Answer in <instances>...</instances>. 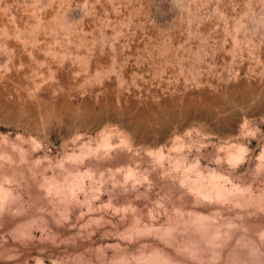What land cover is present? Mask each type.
<instances>
[{
  "label": "clouds",
  "instance_id": "obj_1",
  "mask_svg": "<svg viewBox=\"0 0 264 264\" xmlns=\"http://www.w3.org/2000/svg\"><path fill=\"white\" fill-rule=\"evenodd\" d=\"M0 264H264V0H0Z\"/></svg>",
  "mask_w": 264,
  "mask_h": 264
}]
</instances>
